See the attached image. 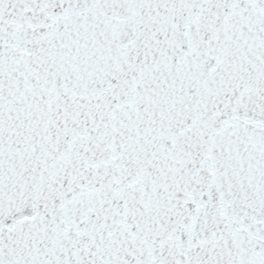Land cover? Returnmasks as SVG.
Here are the masks:
<instances>
[{"label":"snow or ice","instance_id":"snow-or-ice-1","mask_svg":"<svg viewBox=\"0 0 264 264\" xmlns=\"http://www.w3.org/2000/svg\"><path fill=\"white\" fill-rule=\"evenodd\" d=\"M0 264H264V0H0Z\"/></svg>","mask_w":264,"mask_h":264}]
</instances>
